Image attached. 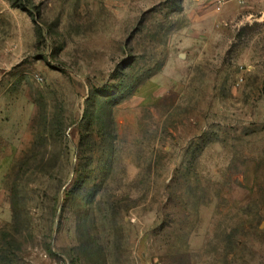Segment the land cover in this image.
Segmentation results:
<instances>
[{
    "label": "rangeland",
    "instance_id": "rangeland-1",
    "mask_svg": "<svg viewBox=\"0 0 264 264\" xmlns=\"http://www.w3.org/2000/svg\"><path fill=\"white\" fill-rule=\"evenodd\" d=\"M0 264H264V0H0Z\"/></svg>",
    "mask_w": 264,
    "mask_h": 264
},
{
    "label": "built area",
    "instance_id": "built-area-1",
    "mask_svg": "<svg viewBox=\"0 0 264 264\" xmlns=\"http://www.w3.org/2000/svg\"><path fill=\"white\" fill-rule=\"evenodd\" d=\"M249 0H214V8L216 11H220L223 6L225 4H227L228 2H236L237 4H245L247 3ZM39 80H41V78H38Z\"/></svg>",
    "mask_w": 264,
    "mask_h": 264
},
{
    "label": "trees",
    "instance_id": "trees-1",
    "mask_svg": "<svg viewBox=\"0 0 264 264\" xmlns=\"http://www.w3.org/2000/svg\"><path fill=\"white\" fill-rule=\"evenodd\" d=\"M32 158L30 157V158H27V160H31Z\"/></svg>",
    "mask_w": 264,
    "mask_h": 264
}]
</instances>
